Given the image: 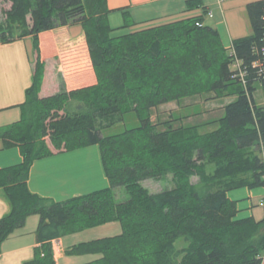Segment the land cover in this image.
<instances>
[{
    "label": "trees",
    "instance_id": "obj_1",
    "mask_svg": "<svg viewBox=\"0 0 264 264\" xmlns=\"http://www.w3.org/2000/svg\"><path fill=\"white\" fill-rule=\"evenodd\" d=\"M10 1L0 42L31 35L37 60L21 119L0 129L4 147L18 146L23 155L21 163L0 168V189L10 203L0 218V255L2 243L38 214L40 245L26 264H57L54 239L111 221L121 223V234L66 253L102 254L85 264H264V218H237V201L228 196L264 186V0L248 4L252 33L234 39L232 54L219 31L204 24L202 0H187L188 10L203 9L200 15L122 34L114 33L111 12H122L121 27L138 23L130 9H112L107 0ZM71 24L83 26L97 82L40 97V33ZM204 93L234 97L216 129L202 132L207 122L174 127L172 120L160 129L153 122L158 106ZM129 113L138 126L104 133ZM93 144L101 148L109 187L66 200L30 190L35 160ZM169 175L174 186L159 192L141 183ZM119 186L129 194L123 202L115 196Z\"/></svg>",
    "mask_w": 264,
    "mask_h": 264
},
{
    "label": "crops",
    "instance_id": "obj_2",
    "mask_svg": "<svg viewBox=\"0 0 264 264\" xmlns=\"http://www.w3.org/2000/svg\"><path fill=\"white\" fill-rule=\"evenodd\" d=\"M202 1L203 7L208 10L204 24L211 25L219 31L223 44L232 54L234 39L252 33L247 6L255 0ZM107 4L112 9L121 7L130 9L134 20L141 28L200 15L203 12L202 8L188 10L187 0H107ZM11 7L12 1L0 0V22L5 21V13ZM118 14L123 18L121 11L116 10L109 14L110 23L114 16H119ZM39 39L43 60L40 97L79 89L97 82L81 24L44 31L40 33ZM36 60L33 36L27 35L10 42H0V129L21 119L27 90L33 84ZM22 161L20 148L18 146L5 148L0 137V168ZM28 185L31 191L42 196L66 200L75 195L107 188L110 186V180L105 172L101 148L98 144H93L35 160L30 169ZM243 188L245 189L239 191L230 190L228 196L237 201L241 210L249 208V213L244 218L255 217L252 208L255 205L254 199L259 198L260 203H264V188ZM246 199L248 200L244 201ZM9 210L10 203L0 189V218ZM39 224L40 216L30 215L26 223L2 243L0 264H26L34 257L35 248L40 245L37 240ZM121 233V223L111 221L54 239L52 243L55 260L57 264H85L94 261L102 254L69 255L66 249L78 243Z\"/></svg>",
    "mask_w": 264,
    "mask_h": 264
},
{
    "label": "rangeland",
    "instance_id": "obj_3",
    "mask_svg": "<svg viewBox=\"0 0 264 264\" xmlns=\"http://www.w3.org/2000/svg\"><path fill=\"white\" fill-rule=\"evenodd\" d=\"M118 15L119 16H114L111 19V24L114 27H118L114 32L115 34H122L140 28L139 26L128 28L121 27L124 22H122V16H120V14ZM256 98L259 102L263 101L262 92L260 89L256 93ZM233 99V97L215 98L214 93H204L198 96L188 97L180 101L168 102L152 110V120L153 122L161 123L159 126L160 129L164 128V125H162V123L168 120H172V125L174 127L180 125H197L207 122V124L201 126L200 130L202 132L212 131L219 127L220 123L218 122V120L224 114V107ZM139 124L140 121L137 119L136 115L134 113H129L125 115V119L123 122H119L111 127L106 128L104 130V133L113 134L126 130L127 128L138 126ZM209 169L211 170L212 167ZM192 182L198 183L199 177L193 176ZM141 183L151 192H159L174 186L172 182V175L159 180L148 178L143 180ZM260 188L264 187L261 186ZM242 189L245 188L241 187L233 191H239ZM115 196L118 202H123L129 198V194L124 186L117 187V189L115 190ZM247 200L248 199L244 201ZM254 203L255 205H253L252 208L254 209L255 217L257 219L264 218V203H260L259 198L254 199ZM248 209L249 208L241 210L239 208L237 218H244L245 215H248ZM261 232H264V229H262ZM183 244L184 242L182 239L177 242L178 247H182Z\"/></svg>",
    "mask_w": 264,
    "mask_h": 264
},
{
    "label": "built area",
    "instance_id": "obj_4",
    "mask_svg": "<svg viewBox=\"0 0 264 264\" xmlns=\"http://www.w3.org/2000/svg\"><path fill=\"white\" fill-rule=\"evenodd\" d=\"M234 68H240V61L239 60H236L235 63L233 64ZM243 73L241 72V75Z\"/></svg>",
    "mask_w": 264,
    "mask_h": 264
}]
</instances>
